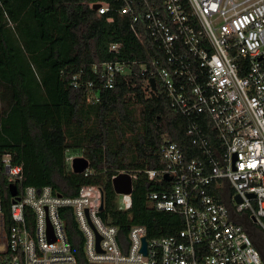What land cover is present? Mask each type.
I'll return each mask as SVG.
<instances>
[{
	"label": "built area",
	"instance_id": "2783aa9c",
	"mask_svg": "<svg viewBox=\"0 0 264 264\" xmlns=\"http://www.w3.org/2000/svg\"><path fill=\"white\" fill-rule=\"evenodd\" d=\"M88 5L108 14L109 22L112 12L127 17L136 38L149 39L163 53L150 66L142 64V72L151 76L149 90L157 91L150 83L154 77L171 108L188 119L192 147L165 137L159 148L163 166L145 172L164 185L148 198L157 210L178 216L180 227L172 235L149 237L145 225L133 224L123 233L101 215L103 188L87 183L74 196L51 185L22 187L18 199L10 194L7 228L0 179V264H264L254 237L256 230L264 233V0ZM121 47L122 42H112L109 48ZM93 71L113 88L118 74L131 73V63L108 61ZM70 83L87 88L92 100L95 83L84 70ZM128 173L134 185L137 173ZM0 174L8 188L23 179L22 166L13 164L10 154L0 159ZM126 195L131 202L132 193ZM69 213L83 236V260L67 233Z\"/></svg>",
	"mask_w": 264,
	"mask_h": 264
},
{
	"label": "trees",
	"instance_id": "16d2710c",
	"mask_svg": "<svg viewBox=\"0 0 264 264\" xmlns=\"http://www.w3.org/2000/svg\"><path fill=\"white\" fill-rule=\"evenodd\" d=\"M91 1L98 0H0V159L10 154L22 166L19 189L51 185L74 196L81 185L97 184L104 190L101 215L107 223L123 233L142 224L149 237L172 235L180 218L154 207L148 193L164 185L145 170L163 166L159 148L165 137L192 147L188 119L171 108L159 82L156 92L149 90L151 76L141 65L162 58L160 48L149 39L141 43L127 17L112 12L109 22L108 14L89 7ZM112 42H122L120 51L110 50ZM108 61L131 63V73L118 74L113 88L93 71ZM81 70L95 83L91 101L87 88L70 83ZM78 149L92 174L72 170L69 151ZM120 172L137 173L128 207L119 206L113 186ZM0 179L8 228L11 196L7 178ZM64 218L73 250L83 260L82 233L72 213Z\"/></svg>",
	"mask_w": 264,
	"mask_h": 264
},
{
	"label": "water",
	"instance_id": "95a60500",
	"mask_svg": "<svg viewBox=\"0 0 264 264\" xmlns=\"http://www.w3.org/2000/svg\"><path fill=\"white\" fill-rule=\"evenodd\" d=\"M99 7V4L96 3L94 5V8L97 9ZM151 86L154 90H157V84L156 79L154 77L150 78ZM89 167V160L85 156H75L72 161V168L74 172L81 173L85 171L86 168ZM167 178H169V175H166ZM113 186L114 190L118 194H131L133 192V180L131 175L128 172H120L113 178ZM9 191L12 196L17 197L18 199V192L19 188L17 183H10L9 184ZM101 209L104 208V203L101 204ZM100 238H98L99 241ZM144 245L143 250L146 252V244L147 240L144 237L143 239Z\"/></svg>",
	"mask_w": 264,
	"mask_h": 264
},
{
	"label": "rangeland",
	"instance_id": "374dc122",
	"mask_svg": "<svg viewBox=\"0 0 264 264\" xmlns=\"http://www.w3.org/2000/svg\"><path fill=\"white\" fill-rule=\"evenodd\" d=\"M2 107H3V103L0 100V113H1ZM136 109H137V114H139L140 106L137 105ZM69 154H71L72 157H75V156H85V157H87L86 155L83 154V151L81 149L80 150L79 149L78 150H70ZM129 203H130L129 195L119 194V196H118V204H119L120 207H127L129 205ZM254 237L257 240V242L259 243V245H261V249L264 252V233L262 231H260V230H256Z\"/></svg>",
	"mask_w": 264,
	"mask_h": 264
}]
</instances>
